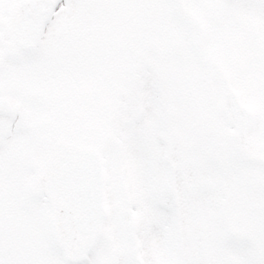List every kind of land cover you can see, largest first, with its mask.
<instances>
[{
    "label": "snow or ice",
    "instance_id": "1",
    "mask_svg": "<svg viewBox=\"0 0 264 264\" xmlns=\"http://www.w3.org/2000/svg\"><path fill=\"white\" fill-rule=\"evenodd\" d=\"M0 264H264V0H0Z\"/></svg>",
    "mask_w": 264,
    "mask_h": 264
}]
</instances>
